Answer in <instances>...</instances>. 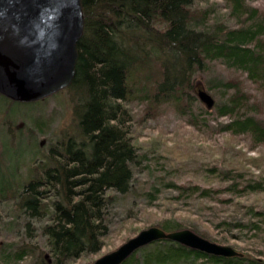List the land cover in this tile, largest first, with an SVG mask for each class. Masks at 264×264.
Masks as SVG:
<instances>
[{
  "label": "trees",
  "instance_id": "trees-1",
  "mask_svg": "<svg viewBox=\"0 0 264 264\" xmlns=\"http://www.w3.org/2000/svg\"><path fill=\"white\" fill-rule=\"evenodd\" d=\"M221 1L225 13L209 0H81L84 30L74 78L67 88L31 102L67 90L76 132L35 159L22 181L14 174L12 180L0 176V202L15 203L14 218L45 220L38 228L44 249L2 243L0 264L28 258L29 264H72L102 248L115 194L130 192L133 168L146 158L133 142L128 122L134 113L126 105L138 107L135 117L142 124L170 108L197 131L229 137L219 157L200 168L203 181L217 186L167 182L145 192L149 202L158 199L160 189L173 190L178 202L205 200L195 211L210 225L200 230L202 219L184 225L170 218L156 226L166 233L188 229L219 244L235 231L234 239L251 240L259 250L227 258L158 240L122 264H264V210L235 202L243 217L221 216L224 207L234 205L232 198L264 194V156H250L232 143L240 139L248 151L264 149V7L250 6L252 0ZM198 85L222 95L212 108L202 107L216 126L194 108Z\"/></svg>",
  "mask_w": 264,
  "mask_h": 264
},
{
  "label": "rangeland",
  "instance_id": "rangeland-1",
  "mask_svg": "<svg viewBox=\"0 0 264 264\" xmlns=\"http://www.w3.org/2000/svg\"><path fill=\"white\" fill-rule=\"evenodd\" d=\"M209 1L218 3L222 13L227 11L224 1ZM249 4L264 7V0H252ZM200 5L203 6L205 3L202 2ZM207 93L212 96L214 102L222 97L216 90ZM70 98L68 91L64 90L42 103L23 104L11 103L0 95V176L4 180H12L11 174H14L16 180L22 181L27 168L37 162L35 159L42 158L43 155L48 154V149L52 145H58L56 142L76 132ZM202 107L206 106L200 101L195 102L194 108L197 113L202 112ZM126 108L134 113V117L128 122L133 142L136 147L138 146L139 154L146 158L133 168L130 192L126 195L115 194L114 205L108 210L110 230L102 248L96 253L83 254L72 264H91L140 231L155 227L162 220L178 218V221L188 225L194 220L202 219L203 221L198 222L200 230L210 225L195 211V208H199L197 202L203 204L205 200L194 197L187 200L188 203L178 202L173 190L160 189L161 194L159 193L158 199L149 202L145 192L153 187L157 188L159 183L167 182L186 186L204 182L206 185L217 186V182L203 181V177H200L202 174L200 168L202 163H213L219 157L220 149L225 145V140L229 139L228 135L215 134L209 129L197 131L185 124L170 108L165 109L157 120L148 119L142 124L135 117V113L138 114V107L126 105ZM203 117L210 121L211 126H216L217 121L210 115L204 114ZM225 120L222 118L218 122ZM232 143L236 149H242L250 156H264V149L261 148L248 151L247 144L243 140L234 139ZM167 146H172L174 153H167L165 151ZM211 153L214 155H210ZM254 172L258 173L257 170ZM224 196L222 197L231 198ZM232 200L234 205L224 207L221 215L230 220L243 217V209L240 205H235V202L264 210V194L244 195ZM237 208H239L238 211ZM16 210L15 203L0 202V244L14 242L17 244L16 248L32 245L35 248L44 249V238L38 228L45 220H31L27 216L14 218ZM27 222L30 224L28 229L25 226ZM211 232L212 236L222 237L223 235L219 231ZM231 234H227L228 240L220 245L230 246L243 255L254 254L256 250H259L258 245L253 241L236 240L232 236L238 235L237 232L234 231ZM243 234V237L249 235ZM29 263L28 258L19 264Z\"/></svg>",
  "mask_w": 264,
  "mask_h": 264
},
{
  "label": "water",
  "instance_id": "water-1",
  "mask_svg": "<svg viewBox=\"0 0 264 264\" xmlns=\"http://www.w3.org/2000/svg\"><path fill=\"white\" fill-rule=\"evenodd\" d=\"M83 30L81 0H0V95L31 103L67 88L75 75ZM195 93L206 108L214 106L202 86H196ZM158 240L215 256H243L188 229L166 233L149 227L91 264H122L134 251Z\"/></svg>",
  "mask_w": 264,
  "mask_h": 264
}]
</instances>
